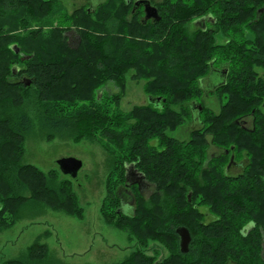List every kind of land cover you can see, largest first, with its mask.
<instances>
[{
    "label": "trees",
    "instance_id": "obj_1",
    "mask_svg": "<svg viewBox=\"0 0 264 264\" xmlns=\"http://www.w3.org/2000/svg\"><path fill=\"white\" fill-rule=\"evenodd\" d=\"M135 1L101 0L65 15L57 14V0H0V230L14 223L25 191L81 215L68 180L55 186L53 173L21 162L33 97L49 134L103 137L125 155L116 159L122 181L109 198L113 218L130 225L139 246L115 264H264V73L257 69L264 70V0H151L161 18L146 22L142 5L133 10ZM206 15L212 23L189 29ZM220 67L225 80L214 91L225 101L216 112L201 101V81ZM129 68L150 79L146 91L156 101L108 114L96 88L107 77L123 85ZM247 116L251 128L241 123ZM195 118L200 125L188 141L168 134ZM208 136L223 149L218 155L209 154ZM226 150L247 160L241 172L225 170ZM131 166L156 189L146 199L137 188L130 214L119 210L115 190ZM179 226L191 233L185 253ZM150 239L160 246L155 255L143 249ZM46 249L37 240L26 258L1 264H40Z\"/></svg>",
    "mask_w": 264,
    "mask_h": 264
},
{
    "label": "rangeland",
    "instance_id": "obj_2",
    "mask_svg": "<svg viewBox=\"0 0 264 264\" xmlns=\"http://www.w3.org/2000/svg\"><path fill=\"white\" fill-rule=\"evenodd\" d=\"M99 1L101 0H57L55 4L58 6L57 14L66 15L81 6H94ZM188 26L191 30L196 27L194 22ZM8 27L9 25H6L5 29ZM66 34L70 44L76 45L77 35L74 29ZM215 37L217 43L224 41L221 32ZM257 69L259 73H264L262 68ZM135 73V68L125 71L123 85L120 81L107 77L97 86L96 92L100 94L97 98L108 106V114H113L114 111L128 113L136 107L154 103L146 91V84L150 79L135 77ZM211 77L212 84L204 87L205 93L201 101L218 112L225 98H220L214 88L222 78L216 74ZM26 107L33 124L23 141L21 162L32 164L46 174L53 173L55 186L68 180L69 189L76 198L81 215H71L64 210L55 209L42 200L31 198L29 191L22 192L27 200L16 206L14 223L0 230V264L12 258H26L29 247L37 240L47 248L46 257L40 264H115L124 261L138 248L137 235L129 231L130 225L119 222L117 217L113 218L109 197L116 181H122L120 172L115 171L116 159L125 155L103 137L77 138L69 132L49 134L42 126L33 97L28 99ZM197 121L198 118H195V122L188 120L177 129L169 130L168 134L179 141H188L191 129L199 126ZM241 123L251 128L252 118L244 117ZM64 157H74L82 161L76 177L60 169L58 160ZM240 171L241 169H236L229 173L237 174ZM148 183L145 192L141 193L146 199L156 189L154 183ZM118 187L117 190L122 187V190L129 189L132 196L137 191L136 185L126 186L125 182ZM117 190L115 191L118 196L126 197V191H121L119 195ZM134 205L135 201L131 208L124 212L133 213ZM201 210L207 213L206 221L213 218L206 208L202 207ZM7 215L11 218V214ZM158 247L159 244L150 239L148 246L143 249L147 254L155 255ZM162 251L161 247L156 261L161 258Z\"/></svg>",
    "mask_w": 264,
    "mask_h": 264
},
{
    "label": "flooded vegetation",
    "instance_id": "obj_3",
    "mask_svg": "<svg viewBox=\"0 0 264 264\" xmlns=\"http://www.w3.org/2000/svg\"><path fill=\"white\" fill-rule=\"evenodd\" d=\"M203 17H206V18L205 19H196V20H194V24H195L196 27H198V26L205 27L206 24L208 25V23L209 24L212 23L213 19H212L211 15H206V16H203ZM212 72H213V75L214 74L218 75V77H220V79L223 78L224 73H225L222 67L215 68V69H213ZM201 82H202L201 84L203 85V87L207 86L208 84H212V77L204 78ZM195 107H196V104H195ZM199 108H200V106H199ZM194 122H195V120H194ZM197 122L200 125V121L198 120ZM208 138H209V141H210L209 154L211 156L218 155V153H220L223 149L215 146L212 143L211 136H208ZM226 154H229V159H228V162H227V164L225 166V170L227 172H229V171H232V170L241 169V171H242L244 166L247 163V160L245 158H242V159L238 160L236 158L235 154L233 152H230L229 150H226ZM125 175H126V182H125L126 186L136 185L137 188H138V191L140 193H144L145 192V190L148 187L149 183L145 179V177H143V175L138 170H136L134 167H128L127 170H126V174ZM122 189H123V187L120 188L119 190H117V192H119V195H120L121 191H126L127 194H126V197L124 195L120 196L121 205L119 207V210L126 211L127 208H131V206L133 205L134 197L132 196V193H131V191H129V189H127V188H126V190H122Z\"/></svg>",
    "mask_w": 264,
    "mask_h": 264
},
{
    "label": "water",
    "instance_id": "obj_4",
    "mask_svg": "<svg viewBox=\"0 0 264 264\" xmlns=\"http://www.w3.org/2000/svg\"><path fill=\"white\" fill-rule=\"evenodd\" d=\"M140 5H142L143 8H144V17H143L144 18L143 19L144 22H146L149 19H153V20L157 21V20H159L161 18L157 6L155 4H153L151 0H136L134 2L133 10H135L136 7H138ZM263 10H264V8L260 9V11H263ZM205 18L206 17H201L199 19H205ZM13 48H14V50L16 52L19 51V48L15 44L13 45ZM27 57L28 56H24L23 58H27ZM224 72H226V70H224ZM224 80H225V73H224V76H223V78L221 80V83H223ZM23 81L26 84H30V80L29 79H23ZM149 97L155 103L156 99L153 98L152 96H149ZM159 100H160V98L157 97V101H159ZM200 109H201V107H200ZM58 164H59L60 169L64 173L71 174V176L76 177L77 173H78V170L82 166V161L77 159V158H74V157H64V158H61V159L58 160ZM143 177H145V176L143 175ZM188 197H189V200H190L191 199V193L189 194ZM176 232L179 235L180 250L185 253V252L188 251L189 245L191 243V233L188 230V228L185 227V226H179L176 229Z\"/></svg>",
    "mask_w": 264,
    "mask_h": 264
}]
</instances>
